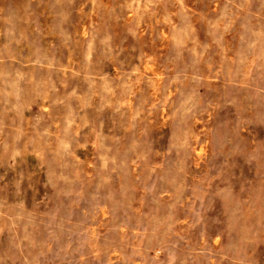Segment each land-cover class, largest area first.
I'll return each mask as SVG.
<instances>
[{"label":"rangeland","instance_id":"rangeland-1","mask_svg":"<svg viewBox=\"0 0 264 264\" xmlns=\"http://www.w3.org/2000/svg\"><path fill=\"white\" fill-rule=\"evenodd\" d=\"M0 264H264V0H0Z\"/></svg>","mask_w":264,"mask_h":264}]
</instances>
